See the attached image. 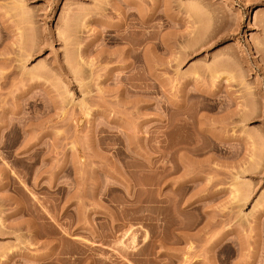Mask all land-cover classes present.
<instances>
[{"label":"rangeland","instance_id":"rangeland-1","mask_svg":"<svg viewBox=\"0 0 264 264\" xmlns=\"http://www.w3.org/2000/svg\"><path fill=\"white\" fill-rule=\"evenodd\" d=\"M189 166L217 217L160 205ZM198 228L264 264V0H0V264H192Z\"/></svg>","mask_w":264,"mask_h":264},{"label":"crops","instance_id":"crops-1","mask_svg":"<svg viewBox=\"0 0 264 264\" xmlns=\"http://www.w3.org/2000/svg\"><path fill=\"white\" fill-rule=\"evenodd\" d=\"M185 177L181 182H158V188L160 190V205H167L172 198L175 199L174 211L178 219L184 220L191 213H202L203 217L211 219L218 216L215 209V201H213L214 194L209 187H213L215 182H203L199 179H194L187 174L189 167H184ZM188 176V177H187ZM212 201V202H211ZM210 202V204H209ZM212 203V205H211ZM214 205V206H213ZM202 228H198L194 231L195 237L193 238V249L191 251L192 264H212L213 263V250L206 251L201 250V236ZM232 240L236 237L239 238V229L237 226L231 229ZM235 239V238H234ZM234 241V245L240 247V241Z\"/></svg>","mask_w":264,"mask_h":264},{"label":"bare ground","instance_id":"bare-ground-1","mask_svg":"<svg viewBox=\"0 0 264 264\" xmlns=\"http://www.w3.org/2000/svg\"><path fill=\"white\" fill-rule=\"evenodd\" d=\"M150 14H151V13H150ZM146 15H147V14H146ZM146 15H145V16H146ZM145 16H144V17H145ZM142 17H143V16H142ZM142 19H144V18H142ZM125 20H127V19H125ZM144 20L147 21V20H148V16H147V19H144ZM149 20H151V18H149ZM125 23H127V22H125Z\"/></svg>","mask_w":264,"mask_h":264}]
</instances>
